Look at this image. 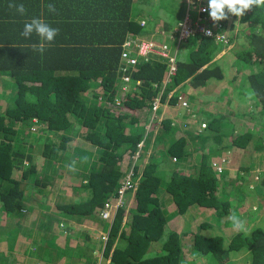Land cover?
Returning a JSON list of instances; mask_svg holds the SVG:
<instances>
[{
	"label": "trees",
	"instance_id": "16d2710c",
	"mask_svg": "<svg viewBox=\"0 0 264 264\" xmlns=\"http://www.w3.org/2000/svg\"><path fill=\"white\" fill-rule=\"evenodd\" d=\"M154 1L53 0L57 12L51 21L58 25L60 33L53 42L45 43L42 54L33 50V42H41L38 35L39 39H11L9 46H0V67L18 78L14 98L0 97V205L10 215L3 233L17 227L20 234L27 235L29 219L46 231L56 220L57 232L49 229L57 247L49 254L55 264L66 259L64 264H79L87 258L86 264L96 262L97 258L93 261L84 254L87 250H82L83 246L71 251L63 240L67 238L66 243H70L68 237L81 233L82 244L90 243L89 230L77 222H84V218L101 221L102 210L107 203L114 204L113 198L130 172L138 180L134 207H112L108 239H100L103 254L111 256L109 264H189L197 260L264 264V225L238 230L229 237L225 230H214L216 226L204 219L188 245L184 241L188 230L169 228L172 216L195 208L214 210L213 217L226 226L233 225L230 213L242 216L252 208L240 200L246 194L251 172L223 179L205 148L201 159H195L199 154L194 150L203 147L205 140L212 145L220 141V123L216 121L219 124L212 126L211 121H204V133L194 134L187 128L186 119L179 129L174 118L186 115L180 112L177 93H185L188 102L192 100L187 95V84L195 90L204 88L212 78H225L224 64L216 58L223 47L231 45L230 41V81L236 85L240 75L242 82L251 81L257 95L264 92V35L260 34L264 33V8L254 7L240 17L247 29L238 38L230 37L228 18L222 20L228 42L199 31L179 42V34H174L179 47L175 52L171 49V53L176 54L177 70L164 84L169 71L165 56L153 52L143 56L132 46L136 63L128 64L122 57L128 36L164 42L160 31L166 24L159 5L165 7L170 0ZM182 2L186 6V1ZM152 3L158 4L155 12L149 11ZM174 25H167V30ZM182 41L189 42L190 51L187 48L180 55ZM177 85L166 101L167 107L172 106L170 111L159 121H150L154 100L160 97L163 102ZM211 96L215 98V94ZM193 100L184 109L203 101L196 96ZM164 108L159 106L156 112ZM34 125L38 130L30 129ZM150 132L154 134L155 153L144 160L143 149L150 142ZM253 133L234 135L231 146L240 150L250 147ZM252 143L257 152L264 149L263 138ZM167 155H171L170 159ZM74 160L78 170L65 172L64 168ZM59 176L63 181L55 190ZM259 177V204L264 205V173ZM238 178L245 182L237 183ZM37 190L42 192L40 197L33 195ZM82 190L85 194H80ZM221 191L234 198L223 200ZM69 194L76 196L71 198ZM167 194L175 206L172 212L164 203ZM38 198L43 208L34 218L28 217L27 211ZM24 201L28 202L26 206ZM52 202L55 216L48 211ZM210 226V230H204ZM157 242H161L160 249L156 248ZM244 250L247 256L237 262L235 258ZM75 253L82 260L75 261Z\"/></svg>",
	"mask_w": 264,
	"mask_h": 264
},
{
	"label": "crops",
	"instance_id": "0c3cea01",
	"mask_svg": "<svg viewBox=\"0 0 264 264\" xmlns=\"http://www.w3.org/2000/svg\"><path fill=\"white\" fill-rule=\"evenodd\" d=\"M10 2H15L17 4L23 3L27 9L26 14L21 15L18 12H16L14 8H9L8 4ZM52 2L53 0H0V46H9L11 39L14 40L15 42H19L21 40L28 41L30 40V37L32 38L34 36L38 38L35 32L29 38H25L21 35L24 25L30 22L31 19L34 17L43 19L45 22L49 23L52 27H58L57 24H56L57 26H55L54 22L51 21L54 18L53 15L55 13H50L46 7L48 3H52ZM159 6L163 7V5L161 4ZM241 31L242 33H244L243 29ZM33 44L35 43L33 42ZM220 52L221 53L217 55L216 60H219L220 58L221 62L224 64L225 67L224 69L226 72L225 78L221 80L212 78L211 80L208 81V83L205 85L204 88L195 89V90H192V87H190L187 84V95L190 96L192 100L194 96L197 97V100L198 98L202 99L204 105L210 106L208 108L209 110L205 109V111L203 112L201 110L202 108H199V105L200 107H202L203 104L198 102V105L191 106L188 111L186 109L185 112L181 110L180 112L186 115L182 117H177L175 118V120L177 122L178 121L180 122L181 119H186V117L188 118L190 117L189 131L191 130V132L194 134L204 133L206 129V128H202L203 126L195 125L194 121H196L199 124L204 121H206L207 123L211 121V125L212 123H218V122L220 123V124L218 123L220 125V129L222 130L220 132L221 134L220 141L217 144L212 145V142L205 140L204 146L198 147L197 150H194V152L196 155H198L202 153V149L206 148L207 151L211 154V160L213 162V165H215V163H219L222 160V158L225 157L227 159V162L229 161L228 162L229 164H227L226 168H224L225 169L223 170L224 172L222 171V173H218L221 176L223 175L222 176L223 179L224 178L229 179L230 177L234 178L235 176L239 177L240 172H247V171L251 172L250 175L248 176V179L246 180L247 181L245 185L246 194H244L243 197H240V200H242L243 203H246V200L248 199L247 198L248 195L253 197L257 196V200H258V202L256 201L257 205L253 207L254 211L253 210L250 211V208H248L249 212H246L244 215L239 216V214H236L238 217L246 221V229L249 230L251 229V227H254L256 225H264V205L259 204L260 197L258 198L262 183L261 181L260 183H258L260 178L250 179L252 178L253 172H257V174L264 173V160L261 159L256 160V157H254V154L252 153V150H254V153L256 152L255 146L253 145L252 141L256 142L261 137L263 138V142H264V92H262L260 96L257 95L255 89L252 87L251 81L248 79H244L242 82V80L240 79L241 78L240 75L238 77V80H240L241 82L239 81V83H236L235 85L233 81H230V77H231L230 69H231L232 60L230 56L227 55V51H220ZM17 79L18 78L15 75L11 74V72L8 69L6 68L3 69L2 66L0 67V91L9 90V99L10 97H12L11 99H13L16 94V90H14V88L16 86ZM213 94H215V98H212L211 95ZM0 97L3 99L7 98L6 96L1 95V93H0ZM163 105L164 107H166L163 110H161V113L163 114L168 110L170 111V109L172 108V106L167 107L168 104L166 102L161 104L162 107ZM174 107L176 108L177 105ZM175 108H173V110H175ZM179 108L182 109L181 106ZM188 113L190 114L188 115ZM199 113H203L206 119L204 120L203 117H200L203 115L200 114L199 116ZM199 118H203V120L202 119L199 120ZM247 131L250 132L254 131L250 147H245L243 148L244 150L241 151L239 148L231 146L234 135H239ZM208 134L212 135L215 134V132L209 131ZM233 152H235V154L240 152V154H237L236 156H230L233 154ZM250 153L253 155L254 161L256 160L257 162L255 168H253L254 166H252V163L250 161V155H251ZM195 154L194 156H196ZM61 179H63V176ZM252 181L255 182L254 185L252 184ZM242 182L245 181H242L240 180V178H238L237 183H242ZM60 192L64 194V189H61ZM221 194H222V199L232 200L234 198V196H230V194H227L222 191ZM27 203L28 202L24 201L23 206H26ZM30 204L31 203H29V205ZM171 204L172 202L169 205H166L167 209L170 212L175 210V206L170 208ZM33 207L36 206L32 204V208ZM32 208L31 209L29 208L27 213H29L32 210ZM201 210L202 211L200 212V214L202 219L209 220L212 224L216 223L215 226L225 227L226 228L225 231L226 233H228L229 237L238 231L233 227V225L226 226L224 222L220 226L219 221L215 216L210 219L209 217L213 216L214 210L213 211L211 209L209 210L201 209ZM48 211H50L53 214V216L56 215L55 208H53V205L51 206V209ZM31 215L32 214L29 213L28 217H30ZM32 216H36V214ZM9 217L10 215L6 213L3 205H0V264L3 263L55 264L56 263L55 260H53V258L49 256V254L51 250L57 247H56V243L53 241V238L51 237V232H49V229L57 232L56 227L57 225H59V222L56 220H52L51 228L44 231L39 228V225L37 224L36 221L35 223H33L34 221H31L29 219L27 220L29 226V232H27L28 233L27 235H23L22 233L20 234V231L17 227L14 228V230H8L7 233H3L7 229L5 225ZM15 217L16 219L18 218V216ZM178 217H180V215H178ZM193 218L194 215L191 218V220L185 219L186 222L183 224L184 226L181 229L182 231L188 230L184 241L185 242L189 241V243H191L190 238H192L193 233L197 231V226L198 223L200 222L199 219L197 218L193 219ZM212 219L214 220L212 221ZM171 221L169 223L170 227L180 230L178 224L172 223ZM92 222L103 224V221L101 222L93 219ZM227 227L229 231L227 230ZM86 229H88L90 234L92 235L91 238H89L90 243L82 244L83 242L82 238L84 234L79 233L80 235L79 248L83 246L82 250L85 249L87 250L86 251L87 253L90 252L86 256L92 258L93 261L97 258V261L91 264H109L110 258L101 256L102 242L100 241V234L103 231V228L99 227L98 229H96L95 226L91 225ZM79 231L80 229L78 230V232ZM66 242H67V238H64L63 240L64 245L72 243L71 241L70 243H66ZM38 243L41 244L44 243V245L46 244V246L48 247L43 248L41 246H38ZM160 246H161V242H157L156 248L160 249ZM14 253H17V256L14 257L13 256ZM245 256H247V251L244 250L235 259L237 262H240L242 259L245 258ZM31 258L35 260V263L31 262ZM61 260H63V258H61ZM87 260L88 258L85 259V261L79 262V264H86ZM59 263L61 264V261H59ZM64 263L65 262H63L62 264ZM189 264H215V263L209 260L207 261L205 260L204 262L197 260L196 263L189 262ZM226 264H232V262L229 261Z\"/></svg>",
	"mask_w": 264,
	"mask_h": 264
},
{
	"label": "rangeland",
	"instance_id": "374dc122",
	"mask_svg": "<svg viewBox=\"0 0 264 264\" xmlns=\"http://www.w3.org/2000/svg\"><path fill=\"white\" fill-rule=\"evenodd\" d=\"M151 1H154V0H151ZM183 0H170V1H168L167 2V4H166V6L165 7H160L159 6V9H161L160 10V16L163 18V20L165 21V24H166V26L164 27V29H163V27H162V31H160L161 32V34L163 33V36H164V43H161L162 45H164V44H166L167 46H168V48L169 49H172V51L173 52H175L177 49H178V44H176L175 45V42H174V40H173V36H174V34H176V35H178L179 33H178V31H179V22H180V20L181 19H178L179 18V16H181V15H184V13H185V11H186V6H184V3L182 2ZM155 2V1H154ZM152 5V8L149 10V11H152V12H155L156 10H157V5L158 4H156V3H152L151 4ZM184 9L183 10V12H182V8ZM151 12V13H152ZM242 18V17H241ZM241 18L240 17H237V16H235V15H233V14H231V13H229L228 14V24H227V27L229 28V31L230 32H228V33H230L231 34V36L230 37H232V38H238L239 37V35L241 36V30H242V28H243V30L245 29H247V27L242 23V20H241ZM173 23H175V25H174V27H172V29H170V30H167V25L169 26V25H172ZM233 30V31H232ZM151 36V35H150ZM227 39H229V38H227ZM187 41H182L181 42V46H180V49H182L181 51H180V49L178 50V51H180V55H181V53L183 52V50H186L187 48H188V45L190 46V44H189V42L188 43H186ZM223 42V41H222ZM224 43V42H223ZM230 43H231V45H228V46H226V47H223V49L221 50V51H227V53H229V50H230V48L232 47V42L230 41ZM188 51H190V49L188 48ZM219 53H221V52H219ZM228 57V56H227ZM228 62H229V59H228ZM226 65H228V64H226ZM225 68V67H224ZM164 81H165V79H164ZM169 82H167V84H168ZM165 84V83H164ZM178 86L179 85H177V86H174L171 90H170V93H169V95H168V97L162 102V103H164V102H166L168 99H169V97H170V94H171V92L172 91H175L176 90V88H178ZM162 89V88H161ZM14 90H16V87L14 88ZM162 90H164V86H163V89ZM0 93H1V95H4V96H6V97H9V90H1L0 91ZM87 99L88 100H90L91 99V97H87ZM193 102V100H189V102ZM202 107H200V105H199V108H202L201 110L204 112L205 111V109H207V110H209L208 108L210 107V106H206V105H204V103L202 102ZM183 111V112H185V109H180V111ZM187 111L189 110V109H186ZM200 114H202L203 115V113H199V116H200ZM149 116H150V121H152V120H155V122L156 121H159L161 118H162V116H163V113H161L160 111H158V112H156V110H154V109H152L151 110V112L149 113ZM200 117H204V116H200ZM174 120H175V118H174ZM184 119H181L180 120V122L178 121H176L175 120V124L178 126V128L179 129H181L180 127H182V121H183ZM199 120H201V118H199ZM186 122H188V126H187V128L189 127V129H190V117L189 118H186V120H185ZM195 122V125H197V126H202L203 125V122H201L200 124L199 123H197L196 121H194ZM30 129H32V128H30ZM38 130V129H37ZM147 132H149V131H147ZM153 137H154V134H152V132H150L149 133V135H148V140H150V142L148 143V145L143 149V150H146L145 151V154H144V157H145V159L144 160H148L149 159V156L152 154V153H155V149H154V141H153ZM147 140V141H148ZM144 143V142H143ZM166 145V144H165ZM165 145L164 146H162V148H164L165 147ZM76 146H80V144H76ZM157 147H158V145H157ZM205 151H206V153L207 154H209L208 153V151H207V149L205 148ZM242 151V150H241ZM240 151V152H241ZM202 152H203V150H202ZM240 152L239 153H237V154H240ZM253 152V151H252ZM138 154H139V152L135 155V157H137L138 156ZM237 154H235V152H233V154L232 155H230V156H236ZM251 154V153H250ZM202 155V153L201 154H199L198 155V157H195V159H201L200 158V156ZM167 157V159H170V157H171V155H167L166 156ZM254 157H256V160L257 159H261V160H264V149L260 152H255L254 153ZM254 157H253V155L251 154L250 155V161H251V163H252V166H254L253 168H255L256 167V164H257V162H256V160L254 161ZM229 160H230V158H229ZM163 161V160H162ZM173 162V161H172ZM229 162V161H228ZM180 163H182L181 161H179V165H180ZM229 164V163H228ZM60 170H62V168L60 169ZM78 170V167H76V171ZM225 170V169H224ZM64 171L65 172H73V171H69L68 170V168H64ZM75 172V171H74ZM162 172H165V170L164 171H162ZM224 172V171H223ZM248 172V171H247ZM253 178H257V172H253V174H252V178H250V179H253ZM60 181H63L60 177H58V180H57V182H56V184H55V190H58V188H59V186L61 185V183H60ZM252 184L254 185L255 184V182L254 181H252ZM33 192V191H32ZM165 192H167L166 190L165 191H163L162 193L164 194ZM41 190H37V192H33V195H35V196H37L38 195V197H40L41 196ZM80 194H85V191H81V193ZM69 195H72V194H69ZM130 195H132V192L131 191H129L128 192V196H130ZM168 195V194H167ZM165 196L166 198H165V200H164V203L166 204V205H169L171 202H172V197L170 196V195H168V196ZM76 196V195H75ZM71 197V196H70ZM74 197V196H73ZM248 199L246 200L248 203H244V205L245 206H247V207H249V204L252 206V208L250 209V211H254V206H256L257 205V203H256V200H257V198L256 197H253V196H250V195H248V197H247ZM40 198H38L36 201H34V203H33V205H35L36 207H33L32 208V210L30 211V214H32V215H35V214H37L38 212H39V208H41L40 207V205L37 203L38 202V200H39ZM134 201H135V197H133V199H132V197H131V199L128 201V204H127V206H126V209H130V208H132V207H134L133 205H132V203H134ZM52 205H53V208H55V205L52 203ZM171 207H174V205H173V202H172V204H171V206H170V208ZM169 208V209H170ZM198 210V209H197ZM198 214H200L199 212H197L196 213V210L194 211V210H190L189 212L187 211V214L185 215V214H181L180 215V217H178V215H176V216H172L171 218H172V220L173 221H171L172 223H176V224H178V226H179V229L181 230L182 228H183V224L186 222V220L185 219H187V220H191V218L193 217V215H194V218H197V219H199L200 221H202V220H204V219H202V217H199V216H197ZM30 216V217H34V216ZM213 216H210L209 218L211 219ZM171 218H170V220H171ZM177 218V219H176ZM193 218V219H194ZM176 219V220H175ZM94 220V219H93ZM175 220V221H174ZM214 219H212V221H213ZM218 220V219H217ZM83 221L84 222H81V223H78V225L79 226H83L84 228H88L89 226H95L96 227V229H98L99 227L100 228H103V231L101 232V234H100V236L102 237L103 235H107V224H108V222L110 221V220H106V219H104V218H102L101 219V221H103V224H98L97 222H95V223H93L92 222V219H83ZM223 224V222H219V225L221 226ZM216 225V223H213V226H215ZM26 226V225H25ZM213 226H210L209 228H207V229H204V230H206V231H208V230H210ZM57 227H58V225H57ZM104 227H106V228H104ZM171 228V227H170ZM219 228H222V230H226V228L225 227H219V226H216L215 227V229L214 230H220ZM26 229H28V226H26ZM172 229V228H171ZM227 230L229 231V229H228V227H227ZM79 238H80V235H78V234H76V235H74V236H71L70 237V241L72 242L71 244H68L67 245V248H70L71 249V251H74V248L75 249H78L79 248V246H80V242H79ZM47 241H49V240H47ZM186 244L188 245V244H190L189 243V241H186ZM38 246H41V247H43V248H45V247H48V246H46V244L44 245V243H38ZM19 252V251H18ZM90 253V252H89ZM89 253H86V254H89ZM13 256L15 257V256H17V253H14L13 254ZM77 256H79V255H77L76 253L72 256L73 258L75 257V261H78V260H82V259H80V258H78ZM102 256V255H101ZM103 257V256H102ZM20 259V258H19ZM104 261H105V259H104ZM31 262L32 263H35V260H33L32 258H31ZM64 262H67V259L66 260H64ZM3 264H5V263H3Z\"/></svg>",
	"mask_w": 264,
	"mask_h": 264
},
{
	"label": "clouds",
	"instance_id": "9594fccd",
	"mask_svg": "<svg viewBox=\"0 0 264 264\" xmlns=\"http://www.w3.org/2000/svg\"><path fill=\"white\" fill-rule=\"evenodd\" d=\"M8 7L14 8L16 10V12H18L21 15L26 14V11H27V9L23 3L17 4L15 2H10L8 4ZM46 7L50 13H56V11H57L55 5L52 3H48L46 5ZM254 7L255 8H264V0H208V9H205V11L210 10L209 15H210L211 19L214 22H219V21L227 19L229 13H231L237 17H241L246 13V11H248ZM34 32L40 37L41 42L38 45L34 44L33 50L39 51L42 54L45 51V43L46 42L47 43L53 42L55 37L59 35L60 29L56 28V27H52L49 23L45 22L43 19L34 17L31 19L30 22H28L24 25V28H23V31L21 32V35L25 38H29ZM209 34H211V33H209ZM260 34L264 35V33H260ZM160 44H161V42H160ZM219 163H222L225 166V168H226V165L228 164L227 161L226 162L223 161V158ZM67 168L69 171H73V172L76 171V161L75 160L72 161L69 165H67ZM217 173H222V172H217ZM259 175L260 174H257V178H255V179H259L260 178ZM128 178H130V182L132 183V185H127V181L129 180ZM137 181L138 180H134V178L130 172L126 175V178L124 179L123 183L121 184V186L118 189V195L113 198V199H115V201L113 202L114 204L111 206V204L107 203L105 208L102 210L101 215L104 217V219L111 221V216H112V212H113L112 207H117L119 205L127 206L128 201L131 199V197H132V199H133V197H135V190H136ZM129 191L132 192V195H130V196H128ZM74 195L75 194H73L71 196V198ZM53 197L56 198V196H53ZM220 197L222 198L221 192H220ZM55 198H54V200H56ZM256 198H257V196H256ZM223 200H227V199H223ZM256 201L258 202V200H256ZM246 203H248V202L246 201ZM249 206H251V205L249 204ZM197 209L198 208H195L196 213L197 212L200 213L202 211L201 209H204V208L201 207L198 210ZM127 210H129V209H127ZM186 213H183V214H186ZM178 215H181V214H178ZM197 216L201 217V214H198ZM229 218L232 221L233 227L235 229L247 230L246 229V221L241 219L240 217H238L234 212L230 213ZM104 228H106V227H104ZM107 228H108L107 229V231H108L107 235H103L102 237L100 236L101 240L106 241L108 239L110 227L107 226ZM117 242H118V239H116V243ZM101 254L103 257L111 258V256H105V254H103L102 251H101Z\"/></svg>",
	"mask_w": 264,
	"mask_h": 264
},
{
	"label": "built area",
	"instance_id": "2783aa9c",
	"mask_svg": "<svg viewBox=\"0 0 264 264\" xmlns=\"http://www.w3.org/2000/svg\"><path fill=\"white\" fill-rule=\"evenodd\" d=\"M186 1V11L184 13L183 18H181L179 22V36L178 41L180 42L182 39H187L188 36L194 34L199 31L205 36H214L220 41L228 42L227 39V29L223 27V21L214 22L210 15L209 11H205L208 9V0H185ZM211 33V34H209ZM132 46L137 48V52L140 55L146 56L149 52L159 53L162 56L168 58L169 61V71L168 75L165 78L164 83L167 84L171 75H174L177 67H176V54L171 53V50L168 48L166 44L162 45L158 42H153L149 39L140 38L138 36H128V38L124 42V50L122 52V57L127 61L128 64H135L137 61V57L132 54ZM126 80H130L129 76L124 77ZM177 89V88H176ZM182 90V89H181ZM174 91L171 92L172 95ZM185 93L179 92L177 93V98L180 106L182 108H186L189 105L188 100L184 96ZM162 100L161 98H156L153 103V109L156 110L161 106ZM34 121H37V118H34ZM205 123L203 124V126ZM37 129L36 125L32 126V130ZM174 160L176 157L174 156ZM223 161L226 162L227 159L224 157ZM215 167L218 172H222L225 166L222 163H215ZM127 181V185H132L130 182V178Z\"/></svg>",
	"mask_w": 264,
	"mask_h": 264
}]
</instances>
